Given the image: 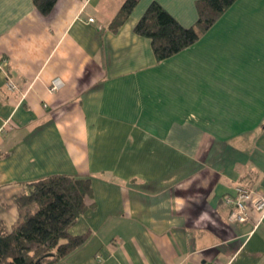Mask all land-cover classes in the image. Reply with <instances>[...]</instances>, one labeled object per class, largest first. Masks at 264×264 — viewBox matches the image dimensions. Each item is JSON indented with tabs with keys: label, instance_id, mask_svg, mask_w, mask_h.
Listing matches in <instances>:
<instances>
[{
	"label": "crops",
	"instance_id": "crops-1",
	"mask_svg": "<svg viewBox=\"0 0 264 264\" xmlns=\"http://www.w3.org/2000/svg\"><path fill=\"white\" fill-rule=\"evenodd\" d=\"M154 1L197 19V0H138L116 27L122 0H0V220L25 182L88 176L70 228L87 237L53 264H264V216L232 223L225 202L240 182L264 193V0L159 61L134 32Z\"/></svg>",
	"mask_w": 264,
	"mask_h": 264
},
{
	"label": "trees",
	"instance_id": "trees-1",
	"mask_svg": "<svg viewBox=\"0 0 264 264\" xmlns=\"http://www.w3.org/2000/svg\"><path fill=\"white\" fill-rule=\"evenodd\" d=\"M235 0H197V19L181 26L157 2H152L134 27L146 36L156 60L165 59L198 40ZM56 0H32L47 15ZM138 0H122L113 26L121 24ZM15 199L16 222L7 229L0 220V264H53L81 246L87 233L73 235L70 228L88 207L92 195L88 176L50 174L23 183Z\"/></svg>",
	"mask_w": 264,
	"mask_h": 264
},
{
	"label": "built area",
	"instance_id": "built-area-1",
	"mask_svg": "<svg viewBox=\"0 0 264 264\" xmlns=\"http://www.w3.org/2000/svg\"><path fill=\"white\" fill-rule=\"evenodd\" d=\"M92 21V17L88 18ZM63 84L60 77H53L48 84L50 91L59 89ZM8 90H15L16 85L11 80L6 81ZM225 202L229 207L228 220L232 223H241L250 218V213L256 211L259 221L264 216V193L252 188L247 183H237L231 194L225 197ZM207 264H219L217 262H209Z\"/></svg>",
	"mask_w": 264,
	"mask_h": 264
}]
</instances>
